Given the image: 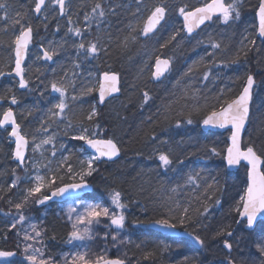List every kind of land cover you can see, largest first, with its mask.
<instances>
[{
  "label": "trees",
  "instance_id": "1",
  "mask_svg": "<svg viewBox=\"0 0 264 264\" xmlns=\"http://www.w3.org/2000/svg\"><path fill=\"white\" fill-rule=\"evenodd\" d=\"M111 1H102L104 2V6H102L104 11ZM133 1L135 7H130L125 11L119 9L117 13L105 14L103 18L107 19L108 24L100 36L101 48L97 50L94 56L90 55L86 60L96 62L100 74L106 72L119 74L122 90L124 89L123 82L125 83L123 73L126 67L142 64L146 68L147 77L144 79L146 89L141 92L137 115L144 113L146 109L145 92L148 93L149 97H152L155 91L171 85L173 82H178L184 89H188L194 85L196 73L200 75L196 81V86L202 85L201 78L206 72L208 79L204 84L210 86L211 78L217 73L216 71L224 69L227 75V85L224 87L213 85L212 89L218 92V101L212 109L200 112L199 117L183 115V112L179 116H176V113H171L169 124L162 130L156 128L155 133L148 135L139 133L132 138L119 137L117 145L121 151V159L114 164H96L98 172L86 180L93 188L92 193L83 199L109 205L111 204L110 194L115 191L121 193L122 202L128 206L123 210L126 221L125 229L122 232L126 235V242L119 258L124 259L126 264H227L229 256L237 261V264H240L241 260H255L258 255L256 245L264 242V222L255 230L247 231L243 224H239V214L235 211L246 190V169L243 167L235 173L228 172L224 164V155L228 147L229 134L205 133L200 130V125L213 110L218 111L221 106L225 105V101H230L236 97L247 77L245 74L254 75L257 88L251 105L249 128L244 137L243 145L244 148L253 146L258 154L264 156V42L260 43L255 40L254 27L251 32V37L255 40L253 47H244L245 49L242 48L244 51H241L240 48L241 50L238 52V44H233L234 41L232 44L235 47V53L231 59H224L222 56L221 60L223 61L212 60L211 51L215 52L212 47V44L216 43L214 42L215 39H210L205 44H198L196 49L192 45H194L195 38H198L205 29L214 23L205 27L196 37L187 39L183 33L179 11L180 8H184L185 11L193 10L206 4L209 0H195L192 5L189 4V0ZM100 2L101 0H72L68 5L69 11L64 17L61 18L57 11L58 14L55 13L54 19L48 21L46 25H42V17L36 19L32 11L34 0H0V3L5 5V8H0V70L5 73L10 71L6 64V54L10 49L4 43V37L7 33L11 32L18 35L21 24H23L32 27L34 36L25 67V78L29 82L28 90L21 92L15 81L3 76L0 77V118L3 112L10 108L18 124H20L21 111L28 114L26 122H37L43 113L47 96L51 90V83L55 81L61 84L63 77L68 75L77 57L80 61L83 60L82 68H84V54L79 52L76 45L82 42V38L87 40L86 46L89 42L95 43L98 23L103 18L98 16L99 10L94 14L92 9ZM171 3L173 4L171 5ZM258 4L259 0H243L240 19L231 21V26L224 27L226 32L230 29L229 37L233 34L240 40L248 16L254 17V11ZM140 5L146 6L151 11L155 10L156 6L164 7L167 11V20L154 36L144 41L140 38L143 27L141 24L138 33H136V40L131 43L127 28L135 17L136 6ZM72 12L83 17L84 21L92 22V29L82 31L79 28L82 33L81 36L68 32L69 28L76 29V24H79V21L76 24L74 21L69 23ZM86 15L91 19L86 20ZM148 16H144V21L147 20ZM17 19H20V24L15 23ZM218 28L222 29L223 27L219 26ZM224 35V30H221L215 35L216 41L223 38ZM41 39H43V47H51L59 53L53 56L54 65L52 67L42 64L40 60H36L34 64L30 63L33 55L39 54L37 48ZM185 46L188 47L187 52ZM226 56L229 57V52ZM157 58L169 59L173 65L174 62L178 61L181 65V71L178 73L179 71L174 66L170 76L162 84L155 86L151 83L149 75L151 66ZM10 59L12 62V57ZM233 60H237V62L232 63ZM145 61H147L146 66L143 65ZM33 89L35 92H32ZM13 95L17 99L16 104H11ZM120 99L122 100L123 96ZM94 101L96 102V93L89 94L73 107L75 108L76 121L79 124L87 125L90 123L87 115L94 107ZM127 102L128 97L125 98L122 108ZM95 109L98 115L91 122L98 123L102 128L100 129L102 139H111L109 135L112 130V123L109 120L112 117L111 114H107V109L100 108L97 103H95ZM132 110L133 107L130 106L124 115L119 114L118 121H125L127 117H131L134 113ZM189 118L193 121L192 124H187L186 121ZM177 122H180V127L176 126ZM24 125L22 127L20 124L22 134L31 141L32 136ZM75 130L78 129L75 128ZM186 130H190L194 138H197L195 139L196 142L193 141L190 146L184 144L187 136ZM147 136L148 142H145L143 146L141 142ZM154 142L155 145H158L157 142L162 143L159 144L158 155L150 159L147 157L151 155L152 151L147 148L150 143L153 144ZM82 146L83 144L79 141L69 140L66 145H63V148L60 146L59 150L56 151V156L51 164L52 177L63 176L64 179H57L53 188L72 183L69 177L65 175L66 166L61 167V161H58L57 157H69L68 163L75 169L81 166L82 155L79 152L83 149ZM0 149L4 151L5 156L8 154L7 160L5 157L4 159L0 158V250L16 252L14 232L5 228V224L2 222L3 217L18 218L20 214H23L26 218L24 221L32 217L41 219L43 211L48 207L37 204L36 200L38 196L48 195L50 190L48 189L42 195L37 194V196L29 197L21 213H17L15 205L22 203L26 197L21 192L26 188V185L22 183V169L9 161L13 147L8 140L7 132L1 128ZM212 149H215L219 155H214ZM160 154L168 155L171 164L167 167L163 166L159 160ZM139 165L141 166L138 168ZM143 165H148V169L144 168ZM13 169H15V175H13ZM17 177H19L17 186L11 188L12 182L16 181ZM190 177L191 179H189ZM148 178L152 184L150 191L153 192L155 189L156 192L159 189L158 193H162L164 203V206L160 208L161 211L158 209L156 214L151 217L145 216L150 208L149 205L146 206L141 197L143 191L141 187L146 184ZM132 180L133 183H131ZM130 183L140 193L130 194L128 192L132 189ZM217 200L220 201L219 204L216 203ZM55 206L50 205L52 210L43 216V230L47 243L46 252L49 254L56 253L64 245L69 244L67 243L69 229L55 216L53 212ZM205 207H207L208 212L202 216L200 212ZM184 208L189 209L188 215L191 220L186 221L184 227L178 225L176 229L199 235L205 241V246L200 252L194 250L184 240H172L157 233L133 228L135 224H150L169 215L180 217ZM169 209L172 211L169 212ZM5 213L9 214L5 215ZM173 222L177 221L174 220ZM221 230H224L225 233L231 231L233 235L231 237L226 234L217 236L216 233ZM111 233L113 234L115 231L112 229ZM225 240L233 245L230 253L229 251L227 253V249L224 247ZM236 247L239 250H235ZM165 248L168 250L165 251ZM117 257L114 252L109 256V258ZM186 257L187 260H185Z\"/></svg>",
  "mask_w": 264,
  "mask_h": 264
},
{
  "label": "snow or ice",
  "instance_id": "2",
  "mask_svg": "<svg viewBox=\"0 0 264 264\" xmlns=\"http://www.w3.org/2000/svg\"><path fill=\"white\" fill-rule=\"evenodd\" d=\"M53 7H58L59 14L64 15L66 11V0H52ZM243 5V0H211L210 3L205 4L202 7H197L193 11H185L184 8H180V15L183 16L185 21V27L189 35L194 31L195 28H198L200 25L204 24L205 21L212 20L213 16H216L218 20L224 24H228L230 21H238L241 15V7ZM0 8H5V5L0 3ZM42 10H46V0H34V8L32 11L39 15ZM98 12V16L103 18L105 16V11L102 8L100 3H97L92 12L94 14ZM165 8L156 7L154 11L148 16L144 26L141 28L143 35L147 36L150 32L154 31L156 26L164 19ZM258 17V35L264 37V0H260L258 5V10L256 12ZM23 19V17H21ZM47 19V16H45ZM86 20H90L91 17H85ZM15 23L20 24V19H17ZM71 23V19H69ZM59 30V29H57ZM135 30V29H133ZM32 32L33 29L30 25L24 26L21 24L19 34L15 36L12 41L13 52L15 56L14 72L16 77H19L18 84L21 89H27L29 82L25 78V67L24 61L28 55L29 45L32 41ZM68 32L74 33L76 36H81L82 33L80 29L69 28ZM175 39V37H172ZM254 45L255 40L251 41ZM79 52L84 54V58L87 59L90 55L94 56L97 53V44L89 42L86 46L82 41L76 45ZM212 47L219 48L220 45L213 43ZM59 53L52 49L43 50V59L45 61H51L54 55ZM40 57H38L39 59ZM237 60H233L232 63H236ZM168 60H161L157 58L156 60V71L153 74L156 79H159L169 67ZM79 67V65H77ZM12 72L5 73L0 70V77L4 75H12ZM205 80L208 79V73L206 72L203 77ZM118 82L119 77L116 73H104L103 79L99 81L98 87H86L81 90L80 95H87L93 92H98L99 102L104 103L105 98L111 94L118 92ZM255 80L252 75L247 76L246 84L242 89V92L236 98L225 101V105L221 106L218 111L213 110L210 115H208L203 120L204 126H211L213 128L225 129L230 127V140L231 144L227 147L226 164L228 168H233L241 164V161L246 162L248 166L247 171V187L244 195L240 198V204L237 206L235 211L239 214L241 219L245 222L246 227L252 229L257 222L258 217H264V156L257 153L253 146H248L245 150H242L240 147L241 134L245 130V125L249 120L250 113V102L252 100L253 86ZM69 86L74 87L75 82L71 81L68 85L60 84L58 82L51 83V89L54 93H59V102L54 105V109L49 110V119L55 121L56 118L66 119L65 110L68 108V104L65 102V97L67 94V88ZM78 97L73 96L72 99L76 100ZM150 99L147 92L144 93V102L146 103ZM17 99L15 95L11 98V104H16ZM98 113L96 112L95 107L92 108L91 112L87 115V119L92 121ZM187 124H192L193 121L189 118L187 119ZM10 125L11 131L9 135L14 138L15 148L13 151V159L18 162V167H24L26 160V153L29 150V140L23 135L20 131V125L17 124L13 111L9 108L4 111L2 118H0V128H5V126ZM69 126H71V121H69ZM177 127H180V122H177ZM97 128L99 125L96 126ZM42 130L47 131V127L42 125ZM98 134L92 133L89 134L88 128H82L79 134L73 135L72 140L82 141L84 145L94 151V155L86 160L80 162V168L78 171L74 170L73 166L68 163L69 157H62L61 167L66 166V171L72 179V183L66 184L64 186L55 187L56 180H63V176H53L50 179H46L45 176L37 174L35 179L34 186L30 187L27 192V196L24 198L22 203H17L15 209L17 213H21L24 205L27 204L28 198L32 196H37V194L42 193L44 189L50 190V195L38 196L36 203L39 205L45 204L47 201L52 200L54 197H64L69 193H78L83 189L88 187L86 177H90L96 171L94 164L96 161L106 158L107 160H113L115 157L120 155V148L113 139H102L96 138ZM53 145L51 155L56 156V146L54 144V136H48L40 141L39 144H36L33 141L32 152H43L41 151L44 145ZM63 148V145H61ZM83 150V149H82ZM214 155H219L215 149H212ZM159 160L161 164L165 167L171 164V160L168 155L160 154ZM51 161H48L50 164ZM48 164H44L43 167H48ZM26 170V169H25ZM13 175H15V169H13ZM77 177L78 182H77ZM191 179V177L189 178ZM19 177L16 178V181H13L11 188L17 186V181ZM175 191V189H173ZM111 197V208L99 204H86L84 205L83 212H77L75 207H71L68 210L69 220H72V213H77L74 221L71 225V231L68 234L67 243L72 244L73 242H84L95 240L98 236V233L94 232V226H100L103 224L104 227L117 230L116 235H112V241L117 240V236L120 234V231L125 229L126 216L124 215V209L127 208V204L122 202L121 193L115 191L110 194ZM217 204L220 203L219 200L216 201ZM242 209V210H241ZM172 209H169L171 212ZM199 211V210H197ZM189 209L184 208L183 214L180 217L175 216H166L155 220L152 226L159 227L164 230H175L178 225L180 227L185 226L186 221H190L191 217L188 215ZM208 212L207 207L200 212V215H206ZM9 213H5L8 215ZM105 218L106 222L102 220ZM25 216L20 214L16 223H23ZM177 222H173V221ZM16 223L11 224V229L16 228ZM83 225V227H81ZM10 229V230H11ZM32 233L35 235L25 232L22 239L27 242L34 240L35 243L28 244L25 243L23 252H24V261H27V264H126V261L122 258H109L107 253V247L103 253H97L95 256L89 255L88 251H76L75 253L64 254L60 259L56 257H46L45 249L46 244L43 239L44 230H38L36 224L31 225ZM110 233H105L103 239L106 241ZM231 237L233 233L224 230L216 233L217 236L224 235ZM19 235V233H17ZM185 235L189 236L197 245L201 248L205 246V241L199 235H193L191 232H185ZM35 238H40L36 240ZM54 239V237H52ZM5 239L7 237L5 236ZM125 241L121 240L120 243ZM38 243L40 247H36L35 244ZM115 246V244L113 245ZM224 247L228 249L229 253L232 250L233 245L227 240L224 241ZM165 251L168 249L165 248ZM256 252L258 253L255 260L244 261L241 260L240 264H264V242H260L256 245ZM17 255L14 251L0 250V259L8 260ZM187 260V257L185 258ZM14 264V262H12ZM227 264H237V261L228 257Z\"/></svg>",
  "mask_w": 264,
  "mask_h": 264
},
{
  "label": "rangeland",
  "instance_id": "3",
  "mask_svg": "<svg viewBox=\"0 0 264 264\" xmlns=\"http://www.w3.org/2000/svg\"><path fill=\"white\" fill-rule=\"evenodd\" d=\"M104 0H101L100 4L101 6H104ZM195 0H189V4L192 5ZM227 2V0H226ZM196 4L198 3L197 1L195 2ZM173 3H171L172 5ZM130 7H135V3L133 0H112L110 5L106 8L105 14L110 13V12H115L117 13V10L121 9L122 11L128 10ZM157 7V6H156ZM69 11V7H66V12ZM173 12V10H171ZM99 12V11H98ZM151 10L148 9L144 5L136 6L135 8V17L132 20V22L129 24V27L127 28L128 34H129V41L132 43L136 39V33H138V29L141 24H145V15H150ZM255 12V11H254ZM55 13H57V7H53L52 5V0H46V10H43L41 13L42 25H46L48 21L52 20L55 18ZM58 14V13H57ZM45 16H47V19H45ZM71 21L76 22L79 21V24H76V27L81 29L82 31H90L93 27L92 22H87L84 21L83 17L78 15L75 12H72L71 17L69 18ZM108 24L107 19H104L98 23V28H97V33H96V38H95V43L97 44V49L101 48V34L102 32L106 29V25ZM231 21L228 24H224L220 21H216L211 27L208 29H205L198 38H195L194 40V45H192L193 48H195L198 44H205L207 43L210 39H215L214 42L218 43L220 45V48L217 49L216 53V48L214 49L215 52L211 51L212 54V60L217 59L218 61H223L221 60V57L223 56L224 59H231L232 55L235 53V47L233 44H238L237 50L238 52L246 47H253L254 45L251 43L253 41L252 39V31L254 30L255 27V22H254V17L253 16H248L247 19V24L243 28L242 31V36L240 40L237 39L235 35L232 34L231 37H229L228 34L230 32V29L227 30L224 29L225 26H231ZM219 26H222L223 28L220 29L218 28ZM233 28V27H230ZM135 29V30H133ZM221 30H224L225 35L223 38L218 41H216V34L219 33ZM255 33V31H254ZM15 34H12L11 32H8L7 35L4 37V43H6L9 52H7L6 57V64L8 67V70L12 69L13 65V59L12 62H10V58L13 55V45L12 41L15 38ZM237 39V40H236ZM82 41L86 43V39L82 38ZM235 41V42H234ZM239 41V42H238ZM234 42V43H233ZM233 43V44H232ZM38 48H44V49H49L50 47H43V39L39 40L38 42ZM191 47V46H190ZM191 47V48H192ZM188 47L185 46V51L187 52ZM197 48V47H196ZM195 48V49H196ZM241 48V49H240ZM221 49V51H220ZM245 49V48H244ZM242 49L241 51H244ZM264 49V46H263ZM184 51V50H183ZM184 51V52H185ZM226 52V53H225ZM227 52H229V57L226 56ZM10 57V58H9ZM39 54H34L33 57L30 60L31 64H34L36 60H40ZM83 59L85 60L84 63V68H82V61L78 59V57L74 60V64L71 66L70 72L68 75H65L63 77L62 83L68 85L71 81L75 82V86H69L67 88V94L65 97V102L68 104V108L65 110V115L66 119H60L56 118L55 121L49 119V110L54 109V105L59 102V93H54L52 89L50 90V93L47 96V101L45 103L43 113L41 114L40 119L33 123L30 121L26 120L28 119V114L26 112L21 111V119H20V124L24 125L26 130L31 134L32 139L29 141V150L27 154V160L25 162V165L22 169L23 171V181L22 183L26 185V188L22 190L21 192L24 193L25 196H27L28 189L35 184V177L37 174L45 176L46 179L52 178V172L53 170L51 169V164L52 161L55 157L51 155V151L53 148V145H44L42 148L43 156L41 155V152H32V147H33V141L36 144H39L40 141L44 138H47L48 136H54V144L56 146V150L58 151L61 145H66L69 140L72 141L71 137L73 135L79 134L82 130V128H88L89 134L91 135L92 133H97L98 135L96 138H102L101 136V131L102 129L98 123L90 122L87 125H83L82 123H78L76 121V113L74 112L73 107H75L80 101L85 98L87 95L81 96V90L92 86V87H98V83L100 81V73L98 72V67L96 65V62L94 61H88L84 57ZM125 61L127 60L126 58L124 59ZM88 61V62H87ZM221 63V62H220ZM79 65V67H77ZM144 66L147 65V61L143 63ZM174 66L177 68L180 73L181 71V65L180 63L174 62ZM190 67V66H189ZM152 68L153 65L151 66L150 70V78L152 75ZM219 69V68H218ZM245 69V68H244ZM188 70V69H187ZM8 71V72H10ZM244 71V70H243ZM217 73L213 75L211 78L212 85H219L220 87H224L227 85V75L226 71L224 69L216 71ZM244 74V72H243ZM248 74H245V77ZM199 74H195V81L194 85H192L188 89H184L183 86H180L178 82H173L171 85L162 87L160 90L155 91V93L148 99L146 102V109L144 113L137 115V107L140 105V97H141V92L146 89V84L144 82V79L147 77V71L146 68L142 66V64H137L134 66H129L128 68H125V71L123 73V78L125 80L124 84V89L122 90V96H123V101L120 100H115L112 101L110 104H108L105 109L107 114H111V119L110 122L112 123V130L110 131L109 135L110 138L113 139L117 143V139L119 137L125 136L126 138H132L134 135L139 134V133H144V135L152 134L156 132L157 130H162L169 124V117L171 113H176V116H179L181 112H183V115H190L199 117L200 112L206 111L208 109H212L213 106L217 103L218 101V92L216 90H213L211 87L207 86L205 83V79L202 77L201 78V86H196L198 79H199ZM32 90V89H31ZM32 92H35V89H33ZM97 93V92H93ZM91 93V94H93ZM77 96L78 98L76 100H73L72 97ZM128 97V102L127 104L123 107V104L125 103V98ZM170 99V100H169ZM95 103L97 101L93 102V106L95 107ZM130 106L133 107L132 112H134L131 117H127L125 121H118L119 114L124 115L125 111L130 108ZM73 109V111H72ZM97 112V111H96ZM2 117V115H1ZM97 117V116H96ZM94 117L93 119H95ZM117 120V121H116ZM69 121H71V126H69ZM42 125L47 127V131L42 130ZM99 125L97 128L96 126ZM77 128L78 130H75ZM187 134L184 144L185 146H190L193 141L196 142L194 138V135L190 130L185 131ZM123 134V135H122ZM76 141V140H75ZM83 144L82 141H79ZM145 142H148V136L143 138V141L141 142L142 145H145ZM158 145H155V142L152 144L150 143L148 148L152 151L151 155H148L147 158H152L154 156L158 155L159 151V144L162 142H157ZM144 149V148H143ZM82 155L81 160H86L91 157L84 149L80 150L79 152ZM8 155V154H7ZM5 156L4 151L0 149V158L4 157L7 160L8 156ZM63 156H58L57 160L61 161ZM51 161L50 164H48V161ZM9 161L12 163V152L10 155ZM98 162L96 161L94 164V168L96 171L93 173L95 175L98 172L97 169V164ZM44 164H48V167H43ZM141 165L138 166V168ZM144 168L148 169V165H143ZM80 168L77 167L74 170L78 171ZM26 169V170H25ZM56 172V170H55ZM65 175L69 177L70 181H72L70 175L65 172ZM92 175V176H93ZM86 177V180L91 178ZM78 177H77V182H78ZM133 183V180L131 181ZM130 183V184H131ZM132 189L128 190L130 194H137V190L135 189V186L133 184ZM152 184H150L149 178L146 181V184L141 187L142 191V199L144 200L146 206L149 205L147 214L145 216L151 217L154 214H156V211L164 206V203L162 201V193H158V191L155 192V189L153 192L150 191ZM144 187V189H143ZM48 189H44L41 195L47 192ZM140 193V192H138ZM245 193V192H244ZM86 204H99L103 205L101 203H94L86 199H76V200H71L68 201L64 204H60L54 207V214L57 217V219L63 224L66 225L69 229V232L71 231V225L72 222L75 219V216L77 213H72V220H69L68 216V210L71 207H75L77 209V212H83L84 211V205ZM107 207H112L111 204L109 205H103ZM52 210V207H48L43 211V216H46L48 212ZM161 211V210H160ZM43 216L41 219L32 217L26 221H24L22 224L21 223H16L18 218L17 217H3L2 222L5 224V228L10 230L11 229V224L16 223V228L11 229L10 231L14 232L15 239H16V252L19 254L15 259L13 260H5V261H0V264H27V261H24V246L25 243L28 244H33L35 243L34 240L30 241H23L22 237L25 234V232H28L32 234L33 236L35 235L32 233L31 230V225L36 224L38 226V230L42 229L43 230ZM104 222H106L105 218H102ZM83 227V225H81ZM113 229V228H112ZM109 228H106L101 224L100 226H94V232L98 233V236L95 240L92 241H84V242H73L72 244H66L62 249H60L58 252L52 254L47 253V243L46 244V249H45V256L46 257H56L57 259H60L62 255L64 254H69V253H75L76 251H88L89 255L95 256L97 253H103L105 246L107 247V255L108 257L110 256L111 253H115L116 256L120 257L123 253V248L124 244L126 242V235L124 232L120 231V234L117 236V240L114 242L111 239L112 235L117 234V230L115 233H111V230ZM19 233V235H17ZM105 233H110L107 237V240L105 241L103 239ZM36 240H39L40 238H35ZM43 239L45 240V234L43 235ZM123 240L125 241L124 243H120V241ZM115 244V246H113ZM36 247H40L38 243L35 244ZM235 250H239L238 247L235 248ZM242 251V250H241ZM241 251H238L239 253ZM238 253V255H239Z\"/></svg>",
  "mask_w": 264,
  "mask_h": 264
},
{
  "label": "water",
  "instance_id": "4",
  "mask_svg": "<svg viewBox=\"0 0 264 264\" xmlns=\"http://www.w3.org/2000/svg\"><path fill=\"white\" fill-rule=\"evenodd\" d=\"M71 2V0H66V6ZM211 2V1H210ZM209 2V3H210ZM195 10V9H194ZM258 10V9H257ZM256 10V12H257ZM59 11V9H58ZM193 11V10H192ZM35 17L38 19L40 17V14L37 15L35 14ZM60 17H63V15H60ZM166 17H167V11L165 10V16H164V19L160 21V23L156 26L155 30L150 32L147 36L143 35V33L141 32V39L142 40H146L152 36H154L158 31L159 29L164 25L165 21H166ZM218 18L216 16H213L212 20L210 21H205L204 24L200 25L198 28H195L194 31L191 33V35L188 34L187 32V29L185 27V21H184V18L183 16L181 17V24H182V27H183V31H184V34L186 35L187 38H192L194 37L195 35H197L206 25H209L211 24L213 21L217 20ZM255 21H256V26H257V32H256V38L258 41H263L264 40V37H260L258 35V17L256 16V13H255ZM32 40H33V33H32ZM32 43V41H31ZM30 43V45H31ZM30 45H29V48H30ZM43 48L40 49V53H41V62L43 64H47L48 66H53L54 65V61L53 59L51 61H45L42 57H43ZM29 53V51H28ZM28 57V55H27ZM27 57L24 61V67L26 65V62H27ZM14 60H15V56H14V52H13V67L12 69L14 68ZM161 60H168V59H164V58H161ZM169 61V60H168ZM170 62V61H169ZM172 70V63L170 62L169 63V67H168V70L159 78V79H156L154 77V73L156 71V61L153 65V71H152V76H151V81H152V84L154 85H159L160 83H162L170 74ZM12 72V70H11ZM109 74H112V73H109ZM103 75L104 74H101L100 76V81L103 79ZM119 77V82H118V88H119V91L118 92H115L113 94H111L110 96H107L105 98V101L103 104H101L99 102V94L97 92V98H98V102H99V105L100 107H104L108 102H110L111 100L113 99H117L121 96V82H120V76L118 75ZM4 78H9V79H12L14 81H16L18 83V80H19V77H16L14 72H12V75H4ZM19 85V84H18ZM254 88H255V83H254V86H253V93H254ZM19 89L21 91H25L26 89H21L19 87ZM252 98H253V94H252ZM252 102V100H251ZM251 102H250V108H251ZM249 119H250V113H249ZM248 126H249V120L248 122L246 123L245 125V130L242 132L241 134V142H240V147L242 150H245L243 148V140H244V137L247 133V130H248ZM4 130H7L9 133L11 131V126L10 125H7L5 126V128H2ZM200 130L202 132H205V133H209V132H214V133H217V134H220V133H229L231 135V132H230V127L229 128H225V129H219V128H213L211 126H204L203 123L201 124L200 126ZM21 131V130H20ZM8 140L13 144V147L15 148V144H14V138H12L10 135H8ZM231 144V140H230V137H229V141H228V146H230ZM85 151L89 154V155H94V151L90 148H88L86 145L83 146ZM14 148H13V151H14ZM26 156H27V153H26ZM226 156V152H225V155L224 157ZM121 158V151H120V155L118 157H115L113 160H107L106 158H102L101 160H99L98 162L101 163H109V164H114L116 162H118ZM13 161L18 165V162L15 161L13 159ZM26 161V160H25ZM224 164H225V167L227 169L228 172L230 173H234L236 171H238L241 167H245L246 168V184H247V171H248V166L246 165V162L244 161H241V164L238 165V166H235L233 168H228L227 164H226V160L224 159ZM263 167V166H262ZM92 192V187L88 184V187L86 189H83L81 190L80 192L78 193H69L67 194L66 196L64 197H54L52 200H49L47 201L45 204H43V206H48L50 204H58V203H61V202H64V201H67V200H72V199H78V198H82L84 197L85 195L87 194H90ZM242 210V209H241ZM264 221V217H258L257 218V222L256 224L254 225V227L252 229H249L246 227L247 230H254L256 229V227ZM239 223H245L241 217L239 216ZM153 224H145V225H135L134 228L136 229H140V230H144V231H152V232H155L157 234H160L161 236H164V237H167V238H170V239H174V240H186L188 241L189 243H191V245L197 250V251H201L202 248L197 245L189 236L185 235V232H181L177 229L175 230H164V229H161L159 227H155V226H152ZM246 225V224H245ZM16 257V256H15ZM13 257V258H15ZM12 259V258H10ZM2 260H5V259H0V261ZM9 260V259H8Z\"/></svg>",
  "mask_w": 264,
  "mask_h": 264
},
{
  "label": "flooded vegetation",
  "instance_id": "5",
  "mask_svg": "<svg viewBox=\"0 0 264 264\" xmlns=\"http://www.w3.org/2000/svg\"><path fill=\"white\" fill-rule=\"evenodd\" d=\"M255 22V21H254ZM254 38H255V40H256V25H255V33H254ZM260 43H263V42H260ZM248 75H250V74H248ZM247 75V76H248ZM254 76V75H253ZM254 79H255V91H256V88H257V81H256V78L254 77ZM246 80H247V77L244 79V81H243V84H242V86H241V88H240V92L236 95V97L237 96H239V94L242 92V89H243V87L245 86V84H246ZM255 91H254V95H253V100H254V98H255ZM235 97V98H236Z\"/></svg>",
  "mask_w": 264,
  "mask_h": 264
},
{
  "label": "bare ground",
  "instance_id": "6",
  "mask_svg": "<svg viewBox=\"0 0 264 264\" xmlns=\"http://www.w3.org/2000/svg\"><path fill=\"white\" fill-rule=\"evenodd\" d=\"M173 67H174V65L172 66V70H173ZM209 87H213V85H212V81H211V83H210V86ZM248 128H249V126H248ZM247 132H248V130H247Z\"/></svg>",
  "mask_w": 264,
  "mask_h": 264
}]
</instances>
